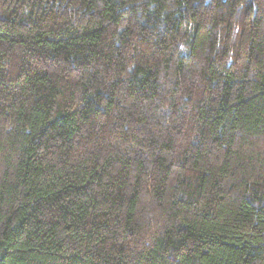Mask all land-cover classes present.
Masks as SVG:
<instances>
[{
    "label": "trees",
    "instance_id": "1",
    "mask_svg": "<svg viewBox=\"0 0 264 264\" xmlns=\"http://www.w3.org/2000/svg\"><path fill=\"white\" fill-rule=\"evenodd\" d=\"M0 264H264V0H0Z\"/></svg>",
    "mask_w": 264,
    "mask_h": 264
}]
</instances>
